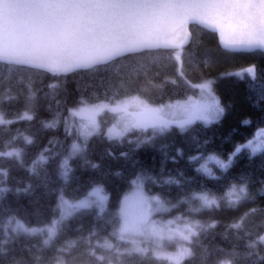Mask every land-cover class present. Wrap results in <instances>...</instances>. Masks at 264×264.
Here are the masks:
<instances>
[{
	"label": "trees",
	"instance_id": "16d2710c",
	"mask_svg": "<svg viewBox=\"0 0 264 264\" xmlns=\"http://www.w3.org/2000/svg\"><path fill=\"white\" fill-rule=\"evenodd\" d=\"M189 32L182 48L144 49L68 73L54 75L27 65L0 64V114L11 121L0 125V152L16 148L22 153L20 160L0 157V170L7 172L6 176L0 173V187L7 189L0 194V221L15 217L29 228H42L59 218L61 193L76 200L93 186H102L101 195L107 196L103 213L95 207L77 213L65 221L48 247L43 245V235L15 236L5 245L6 253L0 254V264H57V257L66 264H172L151 252L125 253L117 260L115 247L98 246L107 239L121 251L130 247L111 235L112 221L138 177L147 193L167 202L170 210L165 216L178 215L204 226L189 244L193 256L181 264H218L233 259V252L238 254L235 264H264V243L247 247L264 236V150L252 154L242 149L232 156L227 170L214 162L209 164L211 173L198 170L209 155L227 161L237 146L264 129V51L225 49L216 31L198 24H189ZM252 66L256 79L245 71ZM208 81L223 108L210 122L196 120L184 128L172 124L162 133L133 128L111 139L106 128L113 118L107 111L90 136L82 138L69 124L71 112L81 105L138 96L158 106L194 96L197 86ZM25 112L31 120L20 118ZM53 121L54 127H45ZM26 136L31 144L24 140ZM74 142L82 150L68 160L65 180L60 164ZM41 153L47 163L30 171ZM241 184L247 185L249 199L234 205L221 199L231 186ZM204 193L217 198L219 206L192 211L199 208L194 197ZM241 218V229L230 227ZM210 224L215 226L207 227ZM71 241L75 246L67 249ZM100 256L104 259H97Z\"/></svg>",
	"mask_w": 264,
	"mask_h": 264
},
{
	"label": "snow or ice",
	"instance_id": "6c2138e0",
	"mask_svg": "<svg viewBox=\"0 0 264 264\" xmlns=\"http://www.w3.org/2000/svg\"><path fill=\"white\" fill-rule=\"evenodd\" d=\"M198 24L219 32L220 41L224 48L232 51H264V0H0V64L28 65L43 69L54 75L68 73L77 68H91L99 64H106L116 57L126 53H133L144 49H172L180 48L190 34L187 26ZM181 32L184 39H179ZM177 54V59H179ZM248 73L256 79L254 66L249 67ZM241 75L242 73H237ZM211 82L199 85L202 90L209 89ZM50 87H55L51 85ZM85 103V102H82ZM135 107L136 112L129 108ZM108 109L118 115V124L108 129L109 138L122 137L132 128H152L154 132H164L172 124L184 128L196 120L211 121L217 119L222 113L219 101L211 95L204 97L201 102H177L175 105L153 107L141 100L138 96L118 101L115 105L97 104L79 110H73V115L87 114L88 122L82 124L79 131L81 135L90 136L99 125L95 116ZM166 109L168 111H166ZM179 115V119L176 117ZM21 119L31 120L32 117L25 112ZM0 114V125L9 124ZM245 123H250L245 121ZM56 121L46 123L45 127H54ZM260 136L255 134L245 144L239 145L227 161L219 156L209 155L200 169L210 173L207 161H212L221 169L227 170L232 163V156L242 149H250L252 154L264 150V129H260ZM24 140L31 144L30 137ZM79 144L73 143L68 156L60 164L61 176L67 180L70 168L68 160L81 151ZM47 151V150H45ZM15 157L20 160V149L0 152V157ZM193 160L196 157L191 158ZM47 163V157L41 153L33 161L30 171L35 172L36 166ZM96 167V165H93ZM4 176L7 172L0 170ZM167 183L178 181H166ZM135 187L121 202V208L112 221V236L119 241H125L131 247L115 248L117 260L127 253L146 254L148 249L139 246L140 243L163 246L165 239L169 241L179 237L180 240L192 242V238L199 235L198 230L203 229L199 221L184 220L182 228L172 224L183 218L177 217L173 221L158 223L151 219L153 213L169 211L167 202L159 197H147L143 193L141 178L132 182ZM27 190V189H25ZM7 189L0 187V194ZM102 186H93L83 197L76 200L65 198L60 194L57 208L59 218L53 219L51 224L42 228H29L19 219L8 217L0 221V254L6 253L5 245L21 233L27 235H43V245L48 247L57 237L66 220L77 213L98 208L101 213L105 210L106 195H101ZM235 197V198H233ZM247 185H233L221 199H227L229 205L249 199ZM199 202V208L219 206L217 198L208 194L194 197ZM254 211V210H253ZM210 224L207 227H214ZM233 229L243 227V218L233 223ZM95 235V233H93ZM142 238L137 240V238ZM75 241L67 244V249L75 246ZM256 243H264V236H260L254 243L247 245L254 248ZM99 247L109 250L114 245L107 239ZM61 248L59 251L67 250ZM89 255L95 256L94 251ZM159 258L181 264L186 257L193 256L192 249L180 245L177 251L171 254L157 253ZM233 259L219 261L218 264H235ZM39 260V257L36 258ZM97 259L103 260L100 256ZM57 264L66 262L57 257ZM21 264V262H17ZM111 264V261L109 262Z\"/></svg>",
	"mask_w": 264,
	"mask_h": 264
},
{
	"label": "rangeland",
	"instance_id": "374dc122",
	"mask_svg": "<svg viewBox=\"0 0 264 264\" xmlns=\"http://www.w3.org/2000/svg\"><path fill=\"white\" fill-rule=\"evenodd\" d=\"M204 83H206V82H204ZM204 83H202V84H204ZM197 87H198V92L194 96H189V97L185 98L184 100H178V101H173V102H167V103H164V104H159L158 106L175 105V104H177V102H180V103H185V102H189V101H192V102H201L204 99V97L208 96L209 90H210L211 95L214 96V93H213L212 88H211V84L209 85V89L204 90L203 94H202V90L199 87V85ZM132 97H137V96H132ZM214 97H216V96H214ZM129 98H131V97H129ZM126 99H128V98H126ZM123 100H125V99H123ZM123 100H120V101H123ZM141 100H143V99H141ZM117 102L110 103V104H108V103H100V104H108L110 106H113ZM95 105H97V104H95ZM149 105H151V104H149ZM84 106L85 105H81V106H79L78 108H76L74 110H79L80 108H82ZM87 106H92V105H87ZM151 106L158 107L157 105H151ZM104 111H107L108 115H110L113 118L112 124L109 125L106 128V132L107 133H108V129L112 128L113 125H116L117 127H121L122 126L121 124H118L117 123V120L119 119L118 115L115 114V113H112V112L108 111V109H104L103 111L99 112L95 116V119H96L98 125H100V118H103L102 117V114H104ZM129 111L130 112H136L137 109L135 107H130L129 108ZM166 111H168V110L166 109ZM105 118H107V117H105ZM176 118L179 119L180 118L179 115ZM211 121H213V120H211ZM87 122H88V120H87V114H85L84 116H80V115H73L72 112H71L69 124H70V127L73 128L76 131V133L80 134L79 129H80L81 125L82 124H86ZM204 122H210V121H204ZM147 129H152V128H147ZM259 136H260V134L257 135V137H259ZM81 137L84 138L85 136L84 135H81ZM74 143L79 144L78 142H74ZM205 162H203L202 164H204ZM211 162L212 161H207V167L211 170L210 173L212 172V167L209 165ZM142 186H143V183H142ZM134 187H135V185H133L132 189L126 195L130 194L133 191ZM143 193H144L145 196H147L149 198H151V197H157L154 194L147 193V191L144 188H143ZM125 196L123 197L122 201L124 200ZM120 208H121V205H120ZM177 217H181V216L175 215V216L167 217V216H165V212H159V213H153L152 216H151V219L154 220V221H156V222H158V223H164V222H168V221H173ZM181 218H183V219L182 220H177L176 223L172 224V227L173 228H176L178 225L182 228L184 220H189V219H185L184 217H181ZM192 221H195V220H192ZM200 224H201V222H200ZM141 239L142 238H139V237L137 238L138 241L141 240ZM121 243L124 244L126 242L125 241H121ZM189 244H190L189 242L180 240L179 237H177L173 241H169V240L165 239L163 241V246L162 247H157L156 245H153V244H144V243H140L139 246L142 247V248L148 249L147 252H151V253L157 255V253H160V254H171V253H174V252L177 251V248L180 245H183L184 247H189ZM127 245L131 247V245H129V244H127ZM115 248H118V247L115 246ZM167 261L169 263H172L173 264L172 261H169V260H167Z\"/></svg>",
	"mask_w": 264,
	"mask_h": 264
},
{
	"label": "water",
	"instance_id": "95a60500",
	"mask_svg": "<svg viewBox=\"0 0 264 264\" xmlns=\"http://www.w3.org/2000/svg\"><path fill=\"white\" fill-rule=\"evenodd\" d=\"M191 24V23H190ZM211 30V29H210ZM214 31V30H213ZM187 32L190 34V32H189V25L187 26ZM217 33H218V36H219V32L218 31H216ZM189 37L190 36H188L187 37V39H186V42L185 43H183L182 44V46L180 47V48H182L183 46H185L187 43H188V41H189ZM179 39H184V33L183 32H181V34H180V37L178 38V42H179ZM219 40H220V36H219ZM220 43H221V41H220ZM221 45H222V43H221ZM222 47H223V45H222ZM224 48V47H223ZM226 49V48H225ZM229 50V49H228ZM239 51H244V50H239ZM28 66V65H27ZM77 69H80V68H77ZM74 70H76V69H74ZM73 70V71H74ZM60 74V73H59Z\"/></svg>",
	"mask_w": 264,
	"mask_h": 264
}]
</instances>
